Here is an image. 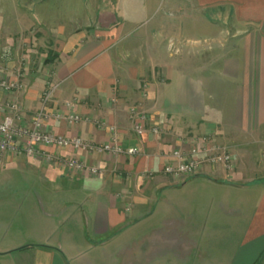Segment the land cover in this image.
Listing matches in <instances>:
<instances>
[{
    "label": "crops",
    "instance_id": "obj_1",
    "mask_svg": "<svg viewBox=\"0 0 264 264\" xmlns=\"http://www.w3.org/2000/svg\"><path fill=\"white\" fill-rule=\"evenodd\" d=\"M49 75L46 130L138 153L43 146L102 175L6 157L35 179L0 201V264H264V0H0V79L21 82L0 120L16 101L30 124ZM198 135L233 168L164 173Z\"/></svg>",
    "mask_w": 264,
    "mask_h": 264
},
{
    "label": "built area",
    "instance_id": "obj_2",
    "mask_svg": "<svg viewBox=\"0 0 264 264\" xmlns=\"http://www.w3.org/2000/svg\"><path fill=\"white\" fill-rule=\"evenodd\" d=\"M21 87L19 80L0 79V89L14 90ZM54 86L48 84L43 92V102L52 98ZM73 102H67L66 106L72 108ZM8 113L0 120V163L6 157L16 156L24 153L28 157L41 158L44 162L59 164L71 170H87L94 175L104 174L105 169L97 165H91L85 160L62 155L57 152H51L43 146H51L56 149L74 148L87 151L106 152L113 155L127 153H138L137 148H125L117 139L107 142L86 141L81 136H66L44 128L45 122L49 119L50 113L45 107H41L33 116L28 125L20 123L21 106L13 101L5 106ZM56 119H65L69 124L81 121L82 116L76 111H70L68 114L60 112L53 115ZM141 115V119H145ZM136 131L142 134L145 127L142 123H136ZM154 133H160L159 126H153ZM192 145L188 148H179L174 150L173 155L176 158L174 162L167 163L164 166V173L173 177L189 178L203 171L204 167L209 165H223L227 169L233 168V157L227 146L210 135L194 136Z\"/></svg>",
    "mask_w": 264,
    "mask_h": 264
},
{
    "label": "rangeland",
    "instance_id": "obj_3",
    "mask_svg": "<svg viewBox=\"0 0 264 264\" xmlns=\"http://www.w3.org/2000/svg\"><path fill=\"white\" fill-rule=\"evenodd\" d=\"M52 77H53L52 75L48 76L46 87L48 86V84H52L54 86L53 91H52V97H53L55 85H54V81H53ZM46 87L43 89V91L41 93V101H42L41 107H45L47 109V106L49 105L50 101H52V98H51V100H49L47 102L46 101L43 102L42 96H43V92L46 89ZM65 103H67V102H65ZM52 113L56 114V113H58V111H53ZM253 152L254 153L258 152L257 146L253 150ZM232 157H233V155H232ZM0 169L2 170L3 168L0 167ZM33 175H34V173L32 174L29 172H22V171L15 170L11 173H6L5 175L0 176V201H2V202L3 201H10L12 203L11 206L12 205L18 206L19 203L22 201V199H25V197H26L24 193L20 192V190H26L25 188L27 187V184L24 185L23 182H25L26 180L31 181V180L35 179V178H33ZM260 175H261V173L258 172L257 170L251 172L252 177L260 176ZM12 182H15V183L11 184ZM18 182H20V183L16 184Z\"/></svg>",
    "mask_w": 264,
    "mask_h": 264
}]
</instances>
